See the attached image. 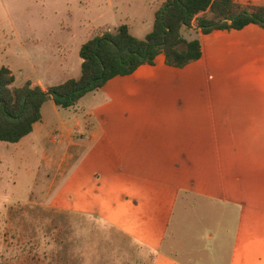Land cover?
Listing matches in <instances>:
<instances>
[{"label":"crops","instance_id":"1","mask_svg":"<svg viewBox=\"0 0 264 264\" xmlns=\"http://www.w3.org/2000/svg\"><path fill=\"white\" fill-rule=\"evenodd\" d=\"M62 30L70 39L55 40L47 54L38 55L43 51L36 39L41 74L25 83L48 90L67 82L50 83L57 73L79 78L74 74L82 69L85 43L76 49L74 69H68L80 29ZM185 36L200 40L198 61L175 68L162 54L155 65L118 76L100 90L109 102L119 101L113 113L120 112L122 122L128 118L127 137L107 135L111 107L82 105L80 115L69 114L67 121L53 100L45 103L32 134L36 141L50 140L47 161H70L73 148L95 160L74 183L83 186L84 198L73 204L67 179L64 204L56 207L122 233L146 250L152 264H184L168 256L167 232L178 208L191 209L192 218L179 220L177 243L169 247L176 256H190L181 253L183 243L199 264H264V28L250 24L209 34L193 28ZM45 56L59 60L56 73L39 60ZM3 67L16 77L9 61ZM57 119L62 131L56 132ZM124 159L126 169L116 166Z\"/></svg>","mask_w":264,"mask_h":264},{"label":"rangeland","instance_id":"2","mask_svg":"<svg viewBox=\"0 0 264 264\" xmlns=\"http://www.w3.org/2000/svg\"><path fill=\"white\" fill-rule=\"evenodd\" d=\"M165 1L0 0V68L9 61L18 87L23 86L28 77H38L41 74L36 67L38 55L47 54L45 49L55 40L71 37L62 30L63 26L67 30L80 29V36L71 44L68 56L67 67L74 69L73 63L79 58L76 49L80 44L97 35L115 32L124 23L130 26L136 38L144 39L153 31L156 12ZM237 1L245 6L264 5V0ZM188 33L186 30L185 35ZM37 38L43 51L38 55L35 50ZM39 60L45 61L46 69L53 67L55 73V67L58 70V59L56 63L55 60L48 61L46 56ZM81 71L74 74L75 77H80ZM72 78L57 73L50 83L56 85ZM167 83L171 90L175 89L173 80ZM109 100L102 91L92 92L75 107L59 110L69 121V114L80 115L82 105H88L87 108L111 107V117L105 121L107 135L111 139L127 137L128 118L122 122V114L113 113L119 107V101L111 103ZM91 118L94 119V115ZM56 121L54 130L62 131V121ZM35 137L32 134L18 144L0 142V264H152L146 250L122 233L107 229L108 226L97 221L58 210L60 208L56 206L64 204L63 186L67 179L73 186L67 194L73 204L84 198L83 186L74 183L79 174L88 172L87 167L95 160L90 161L88 154L80 155L79 150L73 148L72 160L47 161L53 148L48 146L50 140L47 144L36 141ZM119 164L126 169L127 159L117 161L116 166ZM191 214V209L178 208L171 216L167 232L168 256L176 262L178 259V263L199 264V258L185 251L183 243L180 251L189 253L188 258L178 257L169 249L177 243V223L192 218ZM184 235L186 231L182 227L181 237ZM185 246L193 247L192 244Z\"/></svg>","mask_w":264,"mask_h":264},{"label":"trees","instance_id":"3","mask_svg":"<svg viewBox=\"0 0 264 264\" xmlns=\"http://www.w3.org/2000/svg\"><path fill=\"white\" fill-rule=\"evenodd\" d=\"M250 24L264 28V5L245 6L237 0H167L156 12L154 29L136 38L128 24L87 41L81 48L82 74L48 90L31 82L16 86L9 67L0 69V142L18 144L42 121L43 106L53 100L71 109L87 94L102 90L118 76L134 74L143 65H155L164 54L169 66L184 68L202 57L198 38L186 30L209 34L215 30H242Z\"/></svg>","mask_w":264,"mask_h":264}]
</instances>
